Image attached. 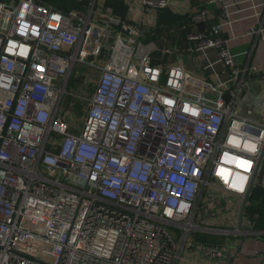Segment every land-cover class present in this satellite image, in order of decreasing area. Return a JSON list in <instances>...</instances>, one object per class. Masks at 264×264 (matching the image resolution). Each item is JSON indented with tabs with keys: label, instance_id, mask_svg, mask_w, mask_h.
<instances>
[{
	"label": "built area",
	"instance_id": "obj_1",
	"mask_svg": "<svg viewBox=\"0 0 264 264\" xmlns=\"http://www.w3.org/2000/svg\"><path fill=\"white\" fill-rule=\"evenodd\" d=\"M174 1L133 0L137 18L124 20L108 0H0V264H176L190 235L220 237L196 224L207 190L243 204L261 186L264 99L255 110L241 102L264 81L252 63L264 0L241 63L224 38L239 0H190L186 54L166 36L145 42L146 18ZM158 53L177 59L157 64ZM186 55L202 57L208 78ZM79 65L96 77L81 128L61 107ZM242 225L224 232L264 236L245 211ZM197 249L233 258L230 240Z\"/></svg>",
	"mask_w": 264,
	"mask_h": 264
},
{
	"label": "crops",
	"instance_id": "obj_2",
	"mask_svg": "<svg viewBox=\"0 0 264 264\" xmlns=\"http://www.w3.org/2000/svg\"><path fill=\"white\" fill-rule=\"evenodd\" d=\"M179 1L182 0L174 1L172 12L182 15L187 9H182V7L178 4ZM239 1L241 3V11H239L238 8L231 9L232 16L231 20H229V23L226 24V27L224 28V38L227 40L228 47L236 55L237 61L241 63L245 61L246 53L253 49L254 40L247 34V32L251 27L257 25L258 18L256 16V11L252 8L255 4H257V1ZM126 5H128L127 0ZM128 6L130 11L129 17L131 19H136L139 10H137L135 7H139L138 4L131 0L130 5ZM156 25L157 21L155 20V18L147 17L145 20L144 29H146V32L151 33L156 29ZM159 36L160 37L157 38V40H159L162 36L164 37L165 33ZM209 57L214 61L217 60V54L214 51L209 52ZM186 58V67L189 72L195 75L194 71H199L198 73L201 74V78H208V75L202 71L203 60L200 55H186ZM252 63L261 71V73H264V47L258 46L253 51ZM218 71H223V67L219 66ZM263 93L264 81L258 78L251 81L241 102L242 110L257 109L261 101L264 99ZM262 162L263 171L258 177L260 182L259 184L261 185L258 187L260 188H264V157ZM231 201L233 203H237V207H234V205L232 204H229L227 206L224 204H218L216 206L217 208H215L216 213L214 214L215 216H217L216 218L220 220L219 224L223 227H226L227 229L233 228L235 227V225L233 224L239 223V214L242 207L240 198H234ZM200 210L201 208L199 209V211ZM219 212L222 213L219 214ZM231 212H234V218L230 217L229 214ZM202 214H204V211L202 212ZM254 230L257 232H264L258 231L257 229ZM219 239L221 240L220 244H223L224 239L221 237H219ZM234 239L235 240H230V242L232 243L233 257L231 261L210 258L208 256H205L202 252L197 251L192 247H188L187 245L181 253V257L178 262H176V264H264V236H234ZM238 247H240L239 251Z\"/></svg>",
	"mask_w": 264,
	"mask_h": 264
},
{
	"label": "trees",
	"instance_id": "obj_3",
	"mask_svg": "<svg viewBox=\"0 0 264 264\" xmlns=\"http://www.w3.org/2000/svg\"><path fill=\"white\" fill-rule=\"evenodd\" d=\"M46 1L65 9L71 0ZM107 6L116 16L124 20L129 16V8L121 0H108ZM190 24L188 15H177L169 9L163 10L158 13L156 29L150 33L145 42L157 41V38L160 37L159 35L165 33V36L168 37L172 44L176 45L181 52L186 54L188 50L186 35L192 28ZM174 31H178L180 35L174 37ZM155 59L157 64L161 63L160 61L163 62L166 60L175 62L177 55L174 54L173 56L164 58L161 53H158L155 55ZM75 95L76 96L73 98L67 96L64 102L65 106L73 111L75 110V107H77V104L82 102V97H78L77 94ZM245 215L253 222L254 229L264 231V188L256 189L250 194ZM197 238L198 241L204 245H218L221 242L219 236H198Z\"/></svg>",
	"mask_w": 264,
	"mask_h": 264
},
{
	"label": "rangeland",
	"instance_id": "obj_4",
	"mask_svg": "<svg viewBox=\"0 0 264 264\" xmlns=\"http://www.w3.org/2000/svg\"><path fill=\"white\" fill-rule=\"evenodd\" d=\"M127 3H128V5H130L131 0H127ZM189 3H190V0H182V1L178 2V4L182 7V9H187V6L189 5ZM135 8L137 10L140 9V7H135ZM174 32H176V34L173 35L174 37H178V35H180V33L178 31H174ZM184 60L187 62L186 56L184 57ZM198 72L194 71L195 75L197 74V75L201 76V74ZM68 84H69V87H68V91H67L66 96H68V97L71 96L70 98H73L74 96H76L75 94H77V95L82 94V96H81L82 102L77 104V107H75L74 111L70 110V109H65L63 111H66L67 115L72 114V116H73L72 124L74 126L81 128L84 121H85V117H86L87 112H88V107H89L90 101H91L92 96H93L94 91H95L96 77L94 76V72L91 71V68H89L85 65H79V66H76L75 69L73 70V72L71 73L69 80H68ZM83 101H85V102H83ZM64 105L65 104L63 102L61 107L63 108ZM211 191H212V189L207 190L205 192V196H204V198L202 200V204L200 206L201 210L200 211L198 210L199 214H198L197 219H196V224L198 223L200 226H202L204 228H212V229L218 230L220 232V237L224 239L223 243L226 242L227 240H235L234 236L229 237L228 234H225L224 231H236V230H238L237 228H238L239 223L233 224V225H235V227L227 229L226 227H223L222 225L219 224L220 220L218 218H216L217 216H215L214 214L216 213L215 208H217L216 206L218 204H224L226 206L229 204H232V205H234V207H237V203H233L231 201L232 199H234V197L229 196V195H223L217 190L214 191L216 196L214 198H209L208 195ZM203 211H204V214H202ZM221 213L219 212V214H221ZM229 215L231 218H234V212H231ZM229 235H231V234H229ZM198 236H202V234L199 233V234L190 235L188 243L194 244L193 248L197 251H200L197 249V246L203 245V243L198 241V238H197ZM28 246L30 248H32L34 250L35 254L38 255L39 257H46V254L44 252L40 251L38 244L33 243V244H28ZM188 247H190V246L188 245Z\"/></svg>",
	"mask_w": 264,
	"mask_h": 264
},
{
	"label": "water",
	"instance_id": "obj_5",
	"mask_svg": "<svg viewBox=\"0 0 264 264\" xmlns=\"http://www.w3.org/2000/svg\"><path fill=\"white\" fill-rule=\"evenodd\" d=\"M263 157H264V154H263ZM263 157H262V160H263ZM261 160V162H262ZM255 179V177H254ZM260 187L256 186L254 187L253 185L251 186L250 190H249V193L247 194V196L244 198V201H243V204H242V207H241V210H240V214H239V226L241 229H244L245 227L242 225V222H243V215H244V211H245V208L247 206V203H248V200H249V196L251 193H253L256 189H259ZM240 250V247H238V251Z\"/></svg>",
	"mask_w": 264,
	"mask_h": 264
}]
</instances>
